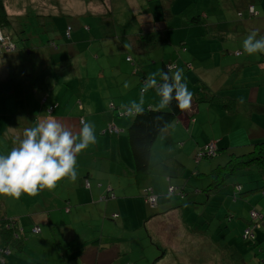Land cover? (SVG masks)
I'll return each mask as SVG.
<instances>
[{
  "label": "rangeland",
  "instance_id": "obj_1",
  "mask_svg": "<svg viewBox=\"0 0 264 264\" xmlns=\"http://www.w3.org/2000/svg\"><path fill=\"white\" fill-rule=\"evenodd\" d=\"M4 1L12 23L2 29L7 43L0 50V153L7 154L11 150V148L8 149L6 140L22 139L24 130L35 126L34 119L44 114V111L41 110L42 98L46 97L44 91L53 89L54 80L59 81L54 88V93L56 95L59 93L55 103L57 101L61 102V107L68 109L72 105L77 106L76 101L82 98L89 108L94 101L91 109L98 111L99 114L112 113V109L118 107L113 111L115 118L120 119V117H123V115L120 116V112L123 110L121 107L124 104L126 106L130 105L132 94H135L136 89L134 91L130 90L132 77L127 78V80L122 78L119 86L128 94V102L120 103L121 110H119V104L116 102L114 106H111L110 102L117 100V96H114V94L118 93V88L116 85L113 86V81L118 78L120 80L122 71H120L121 75L118 76V70L114 71L115 66L110 69V64L111 62L116 64L118 57L122 54L118 43L120 30L126 25L129 29L134 25H138V17L128 16L127 13L120 17V14L115 12L113 25L111 20L103 19L104 14H101L102 6L105 5V2L108 3L109 0H91L94 8H99L97 9L99 12L95 10L94 14L87 16L76 15L81 14L84 10L83 0ZM112 1L115 5L119 3V0ZM57 3H59L58 6ZM228 5L229 7H226ZM240 5V0L178 1L175 6H177L181 16L172 19L171 27L180 29L190 25L187 29L188 40L195 43L191 47L196 51L199 45H204L206 50L204 56L189 60V63H193V68L190 69V78H187L189 91L198 94V86L193 85L192 81L200 76L212 84L210 87L214 91L217 90L218 94L237 99L238 101L235 102L231 110L230 121L226 120L221 123L231 125L232 122H235L236 129L229 132V135L233 140L244 142L255 134L264 131V54L249 56L243 53L242 49V42L250 32L257 31V38L264 36V2L257 7L260 12L256 10L255 13L250 11V6L240 10ZM194 15L197 17L191 20ZM148 16V24L143 25L147 30L151 28L150 22H152L150 14ZM208 23L215 25L211 24L208 28L201 29L202 25ZM67 26L72 29L68 35L65 31ZM113 26H115V31ZM182 34H185V31ZM121 40L127 42L125 37ZM176 41L180 43L178 38ZM197 42L201 44H197ZM10 44L16 45V49L8 50L6 47ZM161 46L154 51L145 53V57L139 56V53H133L132 56L144 64L151 55L147 66L151 78L155 77L159 71L158 67H160L161 60H154V54L163 53ZM164 52L168 58L176 59V49L165 47ZM173 60L167 61L171 63L170 71L172 74L177 68H182L183 73L187 70L186 66L180 64L176 67ZM124 64H126V61L122 60L121 66L123 68ZM111 74L112 77H110ZM147 80H150V78ZM33 83L35 86H33ZM68 84L70 87H68ZM109 93L111 95L107 96ZM146 94L148 93L146 92ZM88 96L91 98L90 104L88 103ZM50 99V103H52V97ZM35 102H37V105ZM27 107L31 112L27 110ZM45 107L44 105L42 108ZM85 114L87 116L94 115L91 110H87ZM27 117H29V120ZM81 120L83 119L81 118L80 122ZM88 121H90V118H88ZM110 123L106 122L105 126H110ZM109 130L111 132L116 131L113 128H109ZM226 130L227 128H222L221 131L225 132ZM243 152L247 153L246 151ZM194 159L196 160V154ZM201 159L202 162L215 160L217 163H221L224 161L217 157H202ZM221 164L223 165L225 162ZM207 174L208 172H204V175L199 178L201 179L200 182L191 179L188 185L194 187L195 191L187 193L184 197L180 198L179 195H169L167 193L166 195L170 199H178L174 204L191 205L192 202H196L192 204L193 211L191 214V216L195 214V218L210 219L207 215L217 213V218L214 216V219H212L211 228H213V222H220L219 225L222 230L219 233H214L217 238L216 241H221L222 247L227 239L237 241L234 244L238 246L237 253L249 252L243 257L244 260L236 261V263L233 261L232 264H259L260 260L264 258V239L263 242L251 246L246 238V240L242 238V231L248 226L247 221H253L251 210L264 211L263 192L243 194L245 190L262 183L261 181H255L259 179L256 169L251 166L242 170H235L221 187L219 196L217 193H213L214 195L209 198L207 201L209 205H206V203L200 204L206 199L205 192L201 190V187L204 188L209 182ZM235 183H240L244 187L241 193L238 190L234 191ZM55 190L57 191V188ZM201 193H203L202 196H200ZM46 196H41V192L36 196L22 194L19 199L0 195V211L7 218L16 219L18 226L25 227L26 218L30 216V213H33L31 207L35 200L36 202L39 200L38 205H40L41 200ZM162 210L163 208L160 209V211ZM177 214L184 216L186 212H173L174 216ZM28 218L30 219V217ZM169 220L171 221V219ZM29 224L30 227L32 223ZM186 225L188 228L184 224H182L183 228H179V222H177L173 223V226H169L170 228L164 225L161 229L165 233L169 230L174 232L168 233L173 242L179 240V237L182 238V243L177 244L179 242H175L174 249L180 255V260L177 263L172 261L176 254L174 252L169 253V249L165 256H162L167 234L156 236L153 242L154 236L147 233L144 228H140L133 234L127 233L125 240H123L118 237L113 238L117 229L112 227L109 232H104L105 236L101 239V246L108 249L104 253L107 261L103 264H193L194 262V264H202V261L208 264L207 255L200 250L198 244L189 241V239H183V234L185 235L188 229L190 235L191 232L199 229L197 228L198 225L188 221ZM191 227L194 228L191 229ZM44 231L43 228V232L36 237L32 233H28V237L31 240L39 238L44 234ZM56 231L60 233L57 228ZM47 237L50 238V235H45L46 240ZM59 238L61 239V237ZM95 238V236L89 235L87 242L84 240L81 242L70 239L66 242L59 240L63 246L62 250L59 248L61 251H58L61 255L72 257V259L78 255L75 261L71 259V264H82L83 259L79 257L82 253V250L80 252L81 246H89L90 240ZM30 239L24 249L25 254L21 258L14 259L13 256V259H11L7 257L5 264H24L25 255L31 264H41L44 249L41 248L40 250V245L37 242L32 243ZM115 241H122V243L118 245ZM67 243L69 244L67 245ZM43 246L46 247L47 244L44 243ZM1 248L2 246H0V254ZM86 255L93 257L94 254L91 250ZM39 256L41 260L37 261ZM49 257L50 263L56 264L59 262L58 258H53L52 254ZM143 257H147L148 261ZM187 257L190 258L191 262L186 260ZM97 261V257L91 258L89 264ZM0 264H2L1 260ZM222 264H224V260H222Z\"/></svg>",
  "mask_w": 264,
  "mask_h": 264
},
{
  "label": "crops",
  "instance_id": "obj_2",
  "mask_svg": "<svg viewBox=\"0 0 264 264\" xmlns=\"http://www.w3.org/2000/svg\"><path fill=\"white\" fill-rule=\"evenodd\" d=\"M83 1V4H85L84 10L81 14L76 15H92L95 10L99 9L98 7L94 8L91 0H88V2L87 0ZM178 1L181 2L182 0H143V2H141V0H119V3L115 5L112 3V0H109L108 3L105 2L106 6L104 4V6H102L103 9L101 14H105L110 11L111 18L105 19L109 21L111 20L113 25L115 12L120 14V17H123L126 13L128 16L138 17V25H134L132 28L128 29L129 31L127 30L130 33V37H125L127 42L118 41L122 54L117 59L115 65H118L116 69L118 70V76L120 71H122V75L120 74V80L118 78L113 81V86H117L118 93L114 94V96H117V100L111 101L110 103L111 106H114L115 102L119 104V110L122 108V112H124H120L123 117H120V119L115 118V113L113 111H115L118 107L113 108L112 113H105L104 115L99 114V112L94 109H91L94 101L90 104V96L87 97L90 108L89 106H86L85 101L82 98L76 101L77 106L72 105L68 109L63 106L61 107V102L57 101L55 103L56 97L59 94L58 93L56 95V93H54V88L59 82H57V80L53 81L55 85L52 86L53 89L51 91H44L46 97H43L41 102V110L44 111V114L41 113L42 115H40V117H36L34 122L37 123L43 120L56 118L62 124L68 126L74 133H78V130L81 127L80 119L82 118L83 120L88 121V118H90L89 122L95 126L96 134V142L90 145L87 149L83 150L77 156L76 179L71 180L69 178H63L61 181L63 184H66L67 198L62 199V197L58 195V191L54 189L48 190L45 188L41 191V193L43 192L41 196H47L41 200L40 205H38L39 200H37V202L35 200L33 206L31 207L32 210H35V208L38 210L37 221L44 226L43 228H45L48 232L47 235L51 234L49 229L53 224L54 233L51 234V238L47 237L48 242H52V246L50 248L51 252H54L55 250L57 252L62 249L63 245L60 244L59 240L66 242L70 239L79 242L84 240L87 242L89 235H92L96 238L90 240L89 246L84 245L86 248L83 250L82 255H79V257L83 259L82 264H89L90 259L95 257L98 258V261L93 264H103V262L107 261L104 253L105 251H108V249L101 246V239L105 236L104 232H109L113 227L117 229L113 238L118 237L123 240H125V235L127 233L133 234L140 228H144L147 233L154 236L152 241H155V237L158 235L165 236V234H167L166 245L164 246L165 250L162 253L165 254L169 248L175 246V242L180 243V237L179 240L173 242L168 233L174 232L169 230L165 233V231L161 230L162 227L164 225L171 227L173 226V223L179 222V228H183L182 224L188 228L186 225L187 221L192 222L195 225L200 224L202 229L204 226L209 225V229H211L207 235H199L197 233L193 236V242L207 243L213 256L215 254L214 248L221 250V241H216L217 238L214 235V233H219L222 230V227L219 225L220 222H213V228H211L212 219H214L212 214L207 215L210 219L204 218L202 220V218L198 217L195 222V214L191 216L193 211L192 204H174L178 199H170L166 193L169 195H179V197H181L182 188L186 191L188 190V193L195 191L194 187H190V185H188L191 179H195L196 181L199 180L200 182L201 179L199 178L204 175V172H209L218 164L223 162L226 163L231 153L242 154L244 153L243 151L249 152L254 143L264 141V131L255 134L253 137L245 140L244 142H239L240 140H233L229 135V132L235 131L236 123L232 122L231 125L221 123L226 120L230 121L232 109L225 110L222 104L218 101L200 103L193 111L190 108L188 111L182 113L178 119L172 122L166 131L156 138L151 148L149 173L138 178L136 176L137 174L126 135V128L131 120V113H133L132 111H134V109H132L129 113L126 109L130 107V105L126 106L124 104V108H120V103L128 102V94L119 86V84L122 78L127 80V78L131 77L128 75L133 72V66L130 67L126 64H124V68L121 66L122 60L125 62L128 56L132 57L133 53H139V56H144L145 53L154 51L162 45L161 47L163 48V53L154 54V60H161L160 67L157 66L159 69L158 74L153 77L158 81L160 78L162 63L167 62L168 60H173L166 56L164 52L165 47L177 50L176 59L173 61H175L176 67L179 64L181 66H186L187 70L184 72L186 79L190 78V69L193 68V63H189V60L205 55L206 50L204 45H199L196 48V51L191 47L192 45H195V43L188 40L189 36L187 35V29L190 25H186L184 28L180 29H178V27H171L172 19L181 16L178 12L179 10L177 9V6H175ZM263 2L264 0H240V10H244L247 6H253V8L255 7V10L260 12L257 7L262 5ZM58 4L59 3H57V6ZM226 7H229V5ZM59 10H61V8H59ZM59 10L57 11L58 13L60 12ZM180 11L182 12V10ZM97 12H99V10H97ZM148 14H150L152 19L153 17L158 16V22H156L157 24H161H156L154 28V32L156 33H153V35L156 34V36H152L154 42H152L150 49H147L146 45L141 46V40L150 39L151 35L148 36L147 34L152 33V29L147 30L143 27L144 24H148ZM153 21L155 22L154 19ZM211 24L208 23L202 25L201 29L208 28ZM114 27L115 26H113V30L115 31ZM184 31L185 34H182ZM177 38L180 43H177ZM197 44L201 43L197 42ZM127 49H129L130 52H127ZM150 56L151 55H149L148 61H145L144 64L132 57L134 64L138 65V71H142L145 75V79H153L150 77L149 69L147 67L148 62H150L149 60L151 59ZM165 64L168 66L167 63ZM169 65L171 67V64ZM110 77H112V74ZM197 80L201 82V86L204 84L209 90L219 95L217 90L214 91L212 90L213 88L210 87L212 84L204 78L198 76L192 81L193 85L198 86V94L196 92H192L195 97L202 96L200 83H195ZM148 81L149 80H138V82L132 81L130 90L134 91L136 89V92L135 94H132L131 101H139L142 96L143 107L161 108L159 106L160 97L155 93L154 89H149L147 92L148 94L146 95L141 92V89ZM33 86H35L34 83ZM68 87H70V85ZM12 92H14V90H12ZM110 95L111 94L109 93L107 96ZM50 97L53 99L52 103H50ZM233 99L236 100V102L238 101L235 98ZM35 104L37 105V102H35ZM44 105L46 107L42 108ZM27 110L31 112L28 107ZM87 110H91L94 115L87 116L85 114ZM81 112L82 114L84 113V115H82ZM27 119L29 120V117H27ZM106 122H111L110 126H105ZM109 128L116 129V131L111 132ZM222 128H227V130L222 132ZM15 141L17 140H6V142H8V149L16 146L14 143ZM209 142L215 143V152L217 151V154L212 157H217L224 161L217 163L215 160L202 162V159L196 158L197 161L194 159L198 150L203 148ZM210 156H205L204 158H212ZM161 169L166 173L161 174ZM169 172H179V174L175 177H170ZM59 183L60 181L57 183L56 187H58ZM240 186L239 190L242 192L244 187L242 185ZM189 188L194 189L192 191V189ZM170 189H172V192L175 190L173 194L170 192ZM146 190H151L155 194L156 203L154 206H151L146 202ZM203 193H201L200 196H202ZM219 193H217L218 196ZM212 195L214 194L209 193V195L206 196L207 201ZM205 201L200 202V204L206 203V205H209L207 201ZM161 208H163L162 211H160ZM178 211L184 213L186 212V215L181 216V214H177L174 216L173 212ZM32 214L33 213H30V219L28 217L26 218L25 222L27 224L31 223ZM216 215L217 213H214L215 217ZM260 215L264 217V211H260ZM169 219H171V221ZM207 220H210V223H207ZM261 224L262 225L259 228L254 229L255 239L248 243L255 241V244H258L263 242L264 222ZM56 228L60 233H57ZM59 237H61V239ZM115 242L118 245L122 243V241ZM236 242L237 241H230L228 239L227 241H224V243L230 244H235ZM68 244L69 243H67V245ZM225 249L227 250V247ZM91 250L94 254L93 257L91 255H86V253ZM228 254L230 255V253ZM247 254H249L248 251L243 253V257ZM50 255L51 254H49V256ZM217 255L219 257L221 253H218ZM49 256L45 260L46 264H55L50 263ZM52 256L55 259H62L61 254H59V256H54L52 254ZM162 256L164 257V255ZM43 258L44 255L42 260ZM143 258L148 261L147 257ZM39 260H41V257H38L37 261ZM233 261L226 262V264H232ZM234 262L236 263V261ZM56 264H58V262ZM59 264L61 263L59 262ZM202 264L205 263L202 262ZM210 264L215 263L212 262ZM216 264L221 263L219 262ZM259 264H264V258L260 260Z\"/></svg>",
  "mask_w": 264,
  "mask_h": 264
},
{
  "label": "trees",
  "instance_id": "obj_3",
  "mask_svg": "<svg viewBox=\"0 0 264 264\" xmlns=\"http://www.w3.org/2000/svg\"><path fill=\"white\" fill-rule=\"evenodd\" d=\"M250 7H252V6H250ZM252 9H253V12L255 13V11H256L255 7L254 8L252 7ZM196 17L197 16H194V18H196ZM105 18H108V19L111 18L110 11L106 12L103 15V19H105ZM153 19L155 20V22L153 21ZM153 19H152V22H150V27H151L150 29H152V33L147 34L148 36L151 35L150 39L143 40L144 42L141 40V42H142L141 46L146 45L147 49H150V46H152V42H154V39H152V36H156V34L153 35V33H156V32H154V28L158 22L157 21L158 16L153 17ZM159 21H160V19H159ZM11 23H12V21H11L10 15L8 14V12L6 10L5 1L0 0V32H1V34H3L2 29L10 26ZM158 24L161 25L160 23H158ZM126 27L123 26L122 30H120L121 34L119 36L120 37L119 42H123V40H121L123 37H127V36L130 37V35H129L130 33L128 32L129 28L127 25H126ZM70 30H72L70 28V26H67V28H65L67 35L70 33ZM3 36H5V35L3 34ZM3 46L4 45L0 44V50L3 48ZM14 46L16 49V45H14ZM126 51L130 52L129 49H127ZM125 61H126V65H128L130 67L133 66V72L130 75H128V76L132 77V81L138 82V80L139 81L140 80H142V81L147 80V79H145V75L142 73V71H138V69H139L137 67L138 65L134 64L131 56H128ZM131 62H133V63L131 64ZM165 63H167L168 66H170L169 64H171L168 62H163L162 67H161V72L167 71L169 75H172L170 68H167ZM114 66H115L114 71H116L118 65H115L114 62H111L110 69L114 68ZM158 82H160V78H159ZM196 82H199L200 86H201V82L199 80L195 81V83ZM142 89H141V92H142ZM201 89H202V96L195 97L194 94L192 96L191 107H190L192 111L200 103L215 102V101L220 102L225 110L233 109L235 102H236V100H234L233 98L220 96V94L217 95L216 93H212L208 89V87L204 84L201 86ZM156 108H158V107H155V108L143 107V112L141 114H137L134 110L132 115H131V120H130L127 128H126L127 140H128L129 148H130L131 155L133 158V163H134L135 171L137 174L136 176L138 178L141 177L142 175H147L149 173L150 153H151L152 144L154 143L156 138L158 136H160L164 131H166L169 128V126L172 124V122H174L176 119H178L182 113L188 111V109L187 110H179L176 107V103L174 101L165 108H158V109H156ZM162 109H165V110H162ZM121 113H124V112H121ZM120 115H122V114H120ZM216 154H217V152L215 153V155ZM251 166H253L256 169V171L259 175V177H258L259 179L255 180V181H257V182L261 181L262 183H260L259 185H257L254 188H250V189L245 190L243 192V194L247 195L248 193L257 192V191H261L264 194V141H260V142L254 143L252 145V149L249 152L242 153V154L231 153L225 164H223V165L218 164L217 166L212 168V170H210L207 174L209 176V182L207 183V185L204 188L201 187L202 190L205 192L204 195L208 196L209 193H219L221 187L232 176V174L235 170H242L243 168H249ZM162 173H166V172H163L161 169V174ZM178 174H179V172H169L170 177H175ZM61 181H60L58 187H56V188L58 191V195H60L62 197V199H66L67 198L66 184H63ZM234 185L236 186V187H234V189L238 190L240 193L241 192V190H239V188L241 187L240 183H235ZM189 189H192V191H193V188H189ZM54 190H55V188H54ZM174 191L175 190H173L172 194L174 193ZM181 193L182 194H181L180 198L184 197L186 195V193H188V190L186 191L182 188ZM206 201H207V199H206ZM195 203L196 202H192L191 204H195ZM253 211L257 214L256 218H253V216H251V218L253 219V221L255 220V222L247 221L248 226H246L245 229H247L248 231H251L253 233V236H254V229L259 228L262 225L261 223L264 222V217H262L260 215V212H257L255 210H253ZM37 213H38V210L35 208V211L33 210L32 218H31L32 225L30 227H29L30 224H27V223L24 224L25 227L24 226L20 227V226H18V224H17L18 221L16 219L11 220L10 218H7L6 215L1 213V211H0V244L2 246L0 260L2 261V264H5L7 262V260H6L7 257H9L11 259H13V256L15 258H21L23 256V254H25L24 249H25L26 244L29 242V239H30V237H28V233H30V234L32 233L33 235H35L34 237H36L37 235H40L43 232L44 226L41 225L40 222L37 221ZM28 217H31V215ZM212 217L214 218V215ZM197 218H195V222H196ZM207 223H210V220H207ZM51 227H52V230H51ZM51 227L49 229V232L51 234H53L54 233L53 224ZM201 227L202 226H200V224H198L197 228H199V229L196 230L195 232H191L190 235L188 234L189 233V229H188L186 232L187 234L186 233H185V235L183 234V239H189V241H192L194 239L193 236H195L197 233L199 235H207L211 231V229H209L210 228L209 225L204 226L203 229ZM192 228H194V227H191V229ZM28 230H29V232H28ZM47 233L48 232L45 230L44 234L41 237L36 238V239H32V240L30 239L32 243L37 242V244L40 245V250H41V248L44 249V258L42 261L39 260L41 262V264H45V260H46V258H48L47 256H49V254H53L54 256H59L60 251L62 250L61 249L59 252H56V251L51 252L50 248L52 246V242L51 241L48 242V240H46L44 238L45 235L48 236ZM51 234H50V238H51ZM244 236H245V234H242V238L244 240H246L244 238ZM253 239H255V238L253 237ZM253 239L251 237V239L250 240L248 239L247 241L251 242ZM179 241H180V243H182V238H180ZM44 243L47 244L46 247L43 246ZM193 243H197L198 246L200 247V250L207 255L206 259L209 262L208 264H210L212 262H214L215 264L220 262L222 264V260H224V264H226V262H230L233 260L234 261H241L243 259V254H239L236 252L238 246H236L234 244L225 243V245L223 247L221 245V250L214 248L215 254L213 256L212 251L210 248H208L207 243H200V242H193ZM249 244L254 245L255 241H253L252 243H249ZM191 246L189 247V253H190ZM226 247H227V250L225 249ZM85 248L86 247H84V245L81 246L80 252L82 250V253H83V250H85ZM174 248H175V246L169 248V250H170L169 253L174 252L176 254V256L173 258L172 261L177 263L180 260L179 259L180 255L176 252V250ZM222 251H223V253H222ZM224 251H227L228 253H230V255ZM82 253H81V255H82ZM166 253L167 252H165V254ZM218 253H221V255L219 257L217 255ZM165 254H163V255L165 256ZM61 257H62V259H58L61 264H71L72 257H66V255H64V256L61 255ZM76 257H78V255L73 258V261H75ZM231 259H233V260H231ZM186 260L191 262L190 258H188V257L186 258ZM59 262H58V264H59ZM202 262H204V261H202ZM24 264H31L30 261L27 259L26 255L24 257Z\"/></svg>",
  "mask_w": 264,
  "mask_h": 264
},
{
  "label": "clouds",
  "instance_id": "obj_4",
  "mask_svg": "<svg viewBox=\"0 0 264 264\" xmlns=\"http://www.w3.org/2000/svg\"><path fill=\"white\" fill-rule=\"evenodd\" d=\"M257 37V31L249 33L242 42L243 53L249 56L264 54V36ZM149 89H154L159 95L161 108L173 101L179 110L191 107L193 93L188 89L182 68H177L172 75L162 71L160 82L150 79L142 92L146 93ZM132 109L137 114L143 112L142 96L139 101H132L126 110L130 113ZM95 142V126L87 120H81L78 133H74L56 118L43 120L34 127L26 128L23 138L14 142L16 146L7 154L0 153V195L15 199H19L22 194L36 196L45 188L53 190L63 178L75 180L78 154ZM246 232L247 229L243 234L247 237Z\"/></svg>",
  "mask_w": 264,
  "mask_h": 264
},
{
  "label": "built area",
  "instance_id": "obj_5",
  "mask_svg": "<svg viewBox=\"0 0 264 264\" xmlns=\"http://www.w3.org/2000/svg\"><path fill=\"white\" fill-rule=\"evenodd\" d=\"M251 11L253 12L252 8H251ZM6 43H7L6 37L3 36V34H1V32H0V44L5 45ZM6 48L8 50H14L15 46L13 44H10ZM215 150H216V147L214 145V142H209L203 148L198 150V152L196 153V158L201 159L204 156H209V155L214 156L216 153ZM145 200L150 205H154L156 202V196L151 192V190H149L146 192ZM256 215L257 214L254 211L251 212V216H253V218H255Z\"/></svg>",
  "mask_w": 264,
  "mask_h": 264
},
{
  "label": "bare ground",
  "instance_id": "obj_6",
  "mask_svg": "<svg viewBox=\"0 0 264 264\" xmlns=\"http://www.w3.org/2000/svg\"><path fill=\"white\" fill-rule=\"evenodd\" d=\"M167 68H170V66H167ZM214 145H215V143H214ZM210 156V155H209ZM205 157V156H204ZM252 234V235H251ZM251 236H252V239H253V233L251 232V231H248L247 232V237L246 236H244V238H246L247 240L249 239H251Z\"/></svg>",
  "mask_w": 264,
  "mask_h": 264
}]
</instances>
